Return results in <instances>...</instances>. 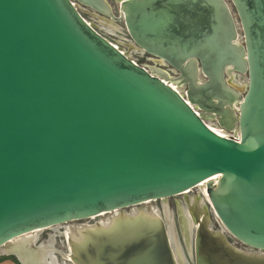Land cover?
Returning <instances> with one entry per match:
<instances>
[{
    "label": "water",
    "instance_id": "1",
    "mask_svg": "<svg viewBox=\"0 0 264 264\" xmlns=\"http://www.w3.org/2000/svg\"><path fill=\"white\" fill-rule=\"evenodd\" d=\"M230 1L244 46L224 0H109L130 46L179 71L170 77L137 63L72 0H0V248L200 184L222 226L264 252V0ZM232 70L247 72L244 95L225 83ZM185 80L187 96L174 87ZM150 245L104 244L101 258L132 261Z\"/></svg>",
    "mask_w": 264,
    "mask_h": 264
},
{
    "label": "bare ground",
    "instance_id": "2",
    "mask_svg": "<svg viewBox=\"0 0 264 264\" xmlns=\"http://www.w3.org/2000/svg\"><path fill=\"white\" fill-rule=\"evenodd\" d=\"M89 2L97 9L105 11L99 0H89ZM129 48L134 50L130 45ZM154 69L163 73L157 68ZM163 74L160 75L164 76ZM181 83H187V81ZM198 200L200 202L187 200V214L183 219L181 216L179 218L180 230L189 259L179 249L180 245L178 240L176 241L174 229L170 225V217L166 215L168 227L166 230H162L160 218L150 212L149 208L146 210L135 209L125 215L118 212L104 223L95 222L89 226L70 227V230L66 232L70 248L69 259L73 260L75 264H105L101 258L104 254V248L101 245L106 244L109 246L106 249L118 253L126 245L137 248L149 242L151 245L148 249L143 253L138 252L141 254L132 261H113L110 264H264V253L242 251L229 244L224 234L212 231L209 228L210 221L205 210V220L203 218L200 206L203 201L201 198ZM164 211H166V206ZM192 225L195 226L194 232ZM39 231L36 230L12 240L0 248V252L17 255L24 264H44V262L57 264L52 242L37 245ZM195 241L203 246L207 254H199L197 244L195 247ZM95 248L98 249L96 250L98 254L94 253Z\"/></svg>",
    "mask_w": 264,
    "mask_h": 264
},
{
    "label": "rangeland",
    "instance_id": "3",
    "mask_svg": "<svg viewBox=\"0 0 264 264\" xmlns=\"http://www.w3.org/2000/svg\"><path fill=\"white\" fill-rule=\"evenodd\" d=\"M76 5L78 6L82 16L91 24H93L96 29L104 35L108 40L116 44L118 47L122 48L132 59L137 61L142 66H145L147 68L149 67H156L162 70H165L170 77H178L179 71L175 68L171 67L169 64L165 63L162 60H159L157 57L150 55L146 53L145 51L139 49V50H131L129 48V45L131 44L132 40L131 37L125 32L122 21L124 18H115V16H123L122 11H118L112 4L109 3V0H107L108 4L111 7V13L105 14L91 5H88L87 3L81 1V0H72ZM226 4L229 7L230 13L233 17V21L235 24V41H238L241 45L244 46V38L243 35L240 34V24H239V18L236 13L235 7L233 6L232 2L230 0H224ZM233 71V76L225 74L224 80L227 85H234L239 88V92L244 95L246 91V85H247V72L242 71ZM235 75V76H234ZM198 80L199 82H204L205 78L201 73H198ZM176 89H178L184 96H187L188 92V85L187 83H179L174 86ZM194 108L201 114L208 123L220 128L219 121L217 120L216 116H212L210 112L201 111L198 107V105H194ZM221 129V128H220ZM209 183V181H206ZM188 198H201L203 201V204L201 205V211L203 214V218L205 220L204 216V209L207 214V218L210 221L209 228L214 232H220L224 234L225 238L227 239V242L237 248H239L242 251H255L259 252L255 249H250L246 245L242 244L240 241H238L235 237H233L220 223L216 213L211 207V204L207 200V198L204 196L200 184L198 186L190 189L189 191H186L184 194L175 195L163 200H148L146 202L129 206L121 209L118 212H123L130 214L135 209L140 210H146V208H149L150 212H152L154 215L158 216L160 220L164 223L165 227L166 225V215H168L171 219V223L173 224V227L175 229L176 233V240H178V244L180 245V250L189 259L187 248L185 245V242L182 237V233L180 230V223L179 218L181 215H185L187 210V200ZM190 201L200 202L196 199H191ZM164 203L166 206V211H164ZM204 206V208H203ZM181 209V211H180ZM118 212H106L101 213L97 216H92L84 219L79 220H72L65 223H62L60 225L40 229L38 232L37 237V245L41 244H48L49 242H52V246L55 250V256L57 259V264H73V261L69 259L70 257V248L67 244L66 239V232L70 230V227H79L82 225H93L95 222H106L109 217H113ZM181 213V214H180ZM193 232L195 231V226L192 225ZM261 253H264L263 251H260ZM66 254L65 256L63 254ZM68 258V259H67ZM4 260H11L15 262L16 264H20L16 257L12 254H5L0 252V261Z\"/></svg>",
    "mask_w": 264,
    "mask_h": 264
},
{
    "label": "flooded vegetation",
    "instance_id": "4",
    "mask_svg": "<svg viewBox=\"0 0 264 264\" xmlns=\"http://www.w3.org/2000/svg\"><path fill=\"white\" fill-rule=\"evenodd\" d=\"M199 113V112H198ZM223 126H228V121L226 120L225 122H223ZM191 199H196V200H198L199 198H196V197H193V198H188V197H186V200H191ZM202 204H203V202H202ZM164 205H165V203H164ZM203 208H204V206H203ZM167 210V209H166ZM205 210V209H204ZM186 214H187V212L185 213V215L183 216V215H181V218L183 219L185 216H186ZM251 249V248H250Z\"/></svg>",
    "mask_w": 264,
    "mask_h": 264
},
{
    "label": "crops",
    "instance_id": "5",
    "mask_svg": "<svg viewBox=\"0 0 264 264\" xmlns=\"http://www.w3.org/2000/svg\"><path fill=\"white\" fill-rule=\"evenodd\" d=\"M0 264H16V263L11 260H4V261H0Z\"/></svg>",
    "mask_w": 264,
    "mask_h": 264
},
{
    "label": "built area",
    "instance_id": "6",
    "mask_svg": "<svg viewBox=\"0 0 264 264\" xmlns=\"http://www.w3.org/2000/svg\"><path fill=\"white\" fill-rule=\"evenodd\" d=\"M196 110V109H195ZM196 112H198L197 110H196Z\"/></svg>",
    "mask_w": 264,
    "mask_h": 264
}]
</instances>
